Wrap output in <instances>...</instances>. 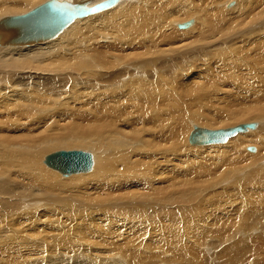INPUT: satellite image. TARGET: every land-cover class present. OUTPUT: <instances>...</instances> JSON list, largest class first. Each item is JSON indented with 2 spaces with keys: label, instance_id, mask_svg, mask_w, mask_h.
<instances>
[{
  "label": "bare ground",
  "instance_id": "obj_1",
  "mask_svg": "<svg viewBox=\"0 0 264 264\" xmlns=\"http://www.w3.org/2000/svg\"><path fill=\"white\" fill-rule=\"evenodd\" d=\"M45 1L48 0H1L0 14L21 12L31 4L33 9ZM52 1L70 6H93L103 0ZM118 1L94 13L76 17L53 38L31 44L0 42V253L14 251V254L20 255V240L24 233L16 225V217L26 215L25 209L32 211L30 208L46 206L54 192L68 194L80 185L92 186L97 195L117 193L125 195L129 200L138 196L147 201L154 198L165 201L168 199V191L172 188L175 189L174 195L179 197L184 194V190L188 193L189 189L199 186H223L230 181L239 180L243 176L241 173L245 172H251L253 178L249 185L247 182L245 184L251 196H255L256 192L248 186L255 189L264 187V121L256 122L264 118V105L257 103V99L261 100L262 96L255 95L254 101L239 103L237 108L225 103L224 113H221L211 105H203L205 109L199 105L201 97L202 102H209L214 88L212 80L204 83L188 81L190 85L186 89L184 87L185 93L181 92V95L176 96L177 94L172 92V78L168 75L159 76L154 72L158 68L165 70L166 65H171L174 61L169 58L166 65H155V62L159 61L156 55L167 51V48L164 50L165 46L177 45L180 48L183 47L184 39L187 44L199 43L205 39L208 41L212 36L217 38L222 32H235L231 34L233 37L242 34L244 30V27L240 30L242 27L237 28L238 26L249 22L250 26L242 37H239L240 40L232 39L233 43L229 46L239 45L238 48H231L239 53V48L254 44L253 48H245V58L239 60L245 66V78L248 76V80L244 77L241 79L251 85L258 73L264 75V0H237L232 8L226 7L228 9L219 7L222 4L225 6L228 0H200L203 4L197 7L191 4L192 0H185L183 9L178 5L172 6L171 0H134L135 3L129 0H121L120 3ZM208 3L213 5L208 6ZM179 10L183 12L181 16L176 17L180 13ZM195 16L196 25L191 20L189 25L179 26L184 22H181L182 20ZM200 19L202 27L198 24ZM174 24L179 31L174 29ZM170 25L173 33L168 32ZM254 27H257L255 31L252 29ZM187 28L190 30L181 31ZM195 31L197 33L193 34ZM162 41L168 42L163 44ZM172 41L175 44H172ZM220 41L222 44L225 40ZM220 41L216 42L220 44ZM209 44L206 47H209ZM224 45L225 43L222 46ZM4 46L14 47L1 48ZM215 46H211L209 51L202 48L201 56L197 55L198 61L214 62L215 58H210V54L214 57L217 53L225 55L226 59L230 60L236 55L232 56L233 53L225 50L218 51ZM252 49L257 55L252 54L253 51L251 53ZM182 64L183 62L179 66L183 67ZM200 65L202 64L194 59L193 66L197 68ZM176 67L177 70L180 69ZM102 75L100 86L93 78ZM82 82L86 84L85 87L81 85ZM58 87L70 88L68 98H82L79 90H83L85 94L99 96V100L90 105L72 102L69 105L66 104L69 101L64 98V103L53 104L55 101L49 96H61L62 94L54 91ZM237 89L232 88L231 93ZM51 103L54 106L53 109L49 107L50 114L43 115L46 110H43V107ZM63 106H68L71 110H60ZM232 110L235 111L229 115L225 114ZM203 120L210 126L229 125L244 120L255 121V125L249 127V130L253 131L246 128L241 131L243 133L237 132L220 142L226 143L224 146L204 148L197 146L207 144L189 141L193 124ZM224 120L227 122H221ZM63 140L64 142H60ZM187 140L191 145L187 144ZM56 143L76 146L75 149L68 148L72 150H89L91 164L88 170L63 173L46 164L44 160L49 153L45 152L56 146ZM251 144L257 145V152L253 146L251 147L254 150H247ZM42 160L47 168L62 174L84 175L60 181L54 173L41 165ZM228 190L233 193L236 191L234 188ZM259 195L262 201L260 206L263 208L264 192ZM105 197L103 204L111 201L108 196ZM5 199H12L13 202L7 203ZM241 202V212H234L229 219L230 222L236 223L232 228L234 233H240L241 229L246 228H263L264 219L258 220L257 217L261 214L264 217V210L254 201L246 199ZM116 210L115 212L123 216V209ZM157 210L148 209L146 206L134 207L129 214L127 212L125 217H121L120 222L126 226L127 222H131L135 229L140 228L146 221L157 220L164 209ZM252 216L257 218L256 227L252 224L247 226L245 223V220ZM251 249L250 253L257 256L258 249ZM89 251L91 256L92 253L98 254L92 250L86 251V254ZM246 251L247 249L244 252L243 248L236 251L230 248L225 250L224 255L221 251L226 258L223 264H251L245 261L248 256ZM126 253L128 254L127 251ZM141 254L143 255V252ZM148 254L157 256V253ZM106 255L107 253L104 256ZM135 255L136 253L131 254L128 259L125 258L127 263L132 261V264H136ZM101 258L94 256L93 261L89 260V263L127 264L122 263L120 257ZM14 259V264H23L22 254ZM161 259H158V262ZM262 260L264 264V258ZM257 263L260 264L259 261Z\"/></svg>",
  "mask_w": 264,
  "mask_h": 264
},
{
  "label": "rangeland",
  "instance_id": "obj_2",
  "mask_svg": "<svg viewBox=\"0 0 264 264\" xmlns=\"http://www.w3.org/2000/svg\"><path fill=\"white\" fill-rule=\"evenodd\" d=\"M120 1L121 0H119L118 3H120ZM171 1L173 2L171 4L172 6L178 5L182 7L184 5L183 2L185 0H171ZM236 1L237 0H232V1L228 0L227 1L228 3L226 2L227 4H225V6H223L222 4L219 7H221L222 9L223 8L225 9L228 6H229L228 8H232L236 4ZM129 2L135 3L134 0H129ZM191 4L197 7V6H201L203 2L200 0H195V1L192 0ZM211 4L213 5V3H208V6ZM32 5L33 4H31V6H27L26 7L27 9L21 12L1 13L0 17L7 15L23 14L28 10H30L33 7ZM179 12H180L178 13L179 15L177 14L176 17L181 16L183 10H179ZM195 18L196 16L189 17L182 20L181 22L193 20L196 25L197 21L195 22ZM201 23L202 22L200 19V22H198L200 27H202ZM248 24L250 23L248 22ZM248 24L246 22L244 24L242 23V25L238 27L236 25L235 27L237 28L242 27L240 28V30H243L244 27V30L242 31V34H244V31L246 32V30L249 28L248 26H250ZM173 26L174 29L175 28L177 29L176 31L180 30V29L178 30L175 24ZM168 27H169L168 32L173 33V30H171L172 25ZM187 29L181 31L184 32L190 30ZM252 29H254L255 31L257 27H254ZM237 30L239 29H235V31ZM196 33H197L196 31L193 32V34ZM223 33L224 32H222V35L217 36V38H215V36L209 37V35L207 34L206 36L209 37L208 41L205 39L204 42H199V43L187 44L184 42L186 41L184 39L183 47L180 48L177 47V45L175 46L168 45V47L165 46L164 50H166L167 48V51L164 53L160 52L159 53L160 55L159 54L156 55L157 58H159V61L155 62V65L158 67H160L161 63L166 65L168 62L167 59L169 58H173L174 61L172 62L171 65L169 64L166 65L165 68L166 71L162 68L160 69L158 68L157 71H154L159 76L168 75L170 78H172L171 80L173 81L172 92L174 93V95L177 94L176 96L181 95V92L185 93L183 91L184 87L186 89L189 87L188 85H190L189 84L190 82L188 83V81H192V83H194L195 81H197L198 83H204L208 80H212L214 88L210 94V100H208L209 102L205 103L203 100L204 102L203 104V102L201 101L202 100L201 97L199 98V105L201 108L203 105H211L214 109L220 111L221 113H224L223 107H225L224 106L225 103H228L229 105H234L233 108H237L238 107L237 104L239 103L250 102L252 100L254 101L255 95H261L262 97H264L263 95L264 75L258 73V75L256 76L255 80L251 85H248L244 81V79L248 80V76L245 78L246 76V72L244 71L245 66H243L239 62V60H243L245 58L244 57V55H246L245 50L247 49L246 47L249 46H246L245 47L246 49L239 48L240 49L239 53L241 55L237 53L238 50L232 51L233 48L235 49L236 46L238 48L239 45L234 44L235 46L233 45L229 46L233 43V40L234 41L240 40L239 37H242V34L231 37L235 32L233 33L231 32L229 34H225V33L223 34ZM225 35L229 36V38L226 37ZM220 40H225V41L222 42L221 44ZM230 40L232 41L229 44L228 42ZM216 41H220V44L219 42ZM167 42L168 41H162L161 43L165 44ZM210 42L212 44H209ZM207 43L209 44V47H206V45L208 46ZM224 43L225 45L222 46ZM172 44L175 43L172 41ZM38 45H40V43ZM211 46L218 47V51L225 50L230 52L231 54L233 53L232 56L235 54L236 55L232 57V59L230 60V59H226L225 55H219L216 52L217 55L215 57L210 54V58L211 57L212 59L215 58L214 62L209 61L202 63V60L198 61L197 58L199 57H197V55L201 56L202 48L205 51H209L212 48ZM220 46L223 48H221ZM13 47L14 46H4L1 48H13ZM15 47L20 48V47H30V46H15ZM253 47L254 44L249 48H253ZM170 52L171 53L174 52V53L171 54ZM251 53L252 54L255 53V55H257L253 49L251 50ZM253 56L254 55H252V57ZM194 59L195 62L197 61L202 65L195 68L193 66ZM181 62H183L182 64L183 67L179 66ZM232 63L236 64V66L235 65L232 66L233 65ZM176 66L180 67V69L177 70ZM102 77L103 75L97 76L94 77L93 80L96 84L102 86L101 85ZM243 77L244 79H241ZM181 78L185 79V81ZM82 83L81 85L85 87L86 84L84 82ZM235 87H237L238 89L236 90V92L231 93V89ZM69 90H70L69 87L68 88L58 87L54 91L62 95L59 97L58 96L52 97L50 95L49 98L53 99L55 101V103L53 104H57V105H59V103L60 104L64 103L65 100L69 101L66 104L72 102V103H79L80 105L83 104L90 105L92 102H96L99 100L98 99L99 96H95L94 94L93 95L85 94L83 90L82 91L79 90L81 92L79 93V95L82 98L80 99H77L76 97L68 98ZM262 97L261 100L258 97L259 99H257V103L264 105V98ZM53 104L51 103L43 107V110L46 109L43 115L47 116V114H50V109L54 106ZM203 107H204L203 109H205V106ZM60 110H63L64 112H68L71 109L68 106H63L62 108L60 107ZM200 111H202V109ZM234 111L235 110H232L229 113L227 112L225 114L229 115L231 112L233 113ZM263 121L264 118L261 120H257L256 122L262 123ZM195 122L197 124L196 123L193 124L190 130H193L195 127H199V126H201V128H208V129L227 128V127L236 126L240 123H246L252 121L244 120L236 123H229V125L224 124L222 126L221 125L210 126V124H206V121H204L205 123L204 122L202 123L200 121H195ZM221 122L225 123L227 122V120ZM263 126H264V122H263ZM247 130L253 131V130H249V128ZM240 133L243 132H239L238 134ZM244 133H246V131ZM60 142H64V140ZM59 143H56L57 144L56 146L52 147L50 150L46 151L45 153L50 154L58 150H66V149L72 150L75 149L74 147H76V146H69L68 144L65 143L59 145ZM187 144L191 145L190 143H188V140H187ZM224 145H226V143H211V145L207 144L197 147L205 148V147H217ZM192 146H196V145H192ZM251 146L255 147L256 148L255 151L257 152V145L251 144L248 147ZM248 147L247 150H249ZM68 148H72V149H68ZM76 150H78V148ZM79 150H83V149L80 148ZM85 151L89 152V150H85ZM249 151L247 152L254 155L256 154V152L252 153ZM44 161L42 160L41 165H43L46 169L54 173L57 179L60 181H66L73 177L84 175V174H77V175L62 174L56 170L54 171V169L52 170V168L49 169L50 167L47 168L48 166L47 167L45 166L46 164L44 163ZM250 173L251 172L241 173L243 174L242 178L236 181H230L229 183H226L223 186L220 185L215 187H211L210 185L199 186L196 187V189H192V190L189 189L190 192L188 193H185L186 190H184V194L180 195L179 197L177 195H174L175 189L172 188L168 191L169 192V195L167 197L168 199H166L165 201H159L155 198L152 200L149 199L150 201L149 200L147 201L146 199H142L138 196H136V198H133V200H129V198H126L125 195H118L117 193L111 195L110 194L106 195L105 193H98L97 195V191H94L92 186H88V185H80V187H78L73 192H69L68 194H66L67 192H63V193L54 192V194L52 193L53 196L48 201V204L46 206L43 205L38 209L30 208L32 211L25 209L24 211L26 212V215H18L16 217L17 218L16 225L24 233V236L20 240V242L22 243L21 252H20V255L22 254V262L23 264H90L89 260L93 261L94 256L98 258L102 257L101 259H108L109 257L111 258L112 256L113 257L115 256V259L120 257L122 263H127L128 261L127 259L131 257V254L136 253L135 255L136 264H140V262L141 264L142 263L147 264L148 261L149 264L151 263V261H152L151 264H164V263L165 264H223L226 261V258H224L223 256L226 249L232 248L233 251H236L238 248H243L244 252L246 249L248 251V252L246 251L248 256L246 257L247 259L245 261H249L251 262V264L254 263L256 264V262L259 261L260 264H262L263 262L262 258H264V227L260 229H251V230H249L250 228H246L240 230L241 234L239 232L234 233V229L232 228L236 223L230 222L229 220L234 212H237L238 210H239L238 212H241L240 210L241 207H239V205L242 203L241 201L243 200L247 199L254 201L256 202L257 205H259V207H261L260 205L262 204V201L260 200L259 193L264 192V187L261 189H255L254 187L248 186L250 189L256 192L255 196H251L250 193L247 191V186L245 185L246 182L249 185L250 180L253 179ZM230 188H234L236 190L235 193L229 191L228 189ZM102 194L104 195V197ZM136 195H138L137 192ZM105 196H108L111 201L115 200L117 202L114 201L115 202L114 203L113 201L112 202L107 201L105 202V204H103V201L106 199ZM5 202L12 203L13 200L5 199ZM144 206L148 207V209L157 210L159 208H163L164 210L163 212H161L160 217L157 220H154L153 222L146 221L142 224V227L140 228L136 227L135 229V227L131 224V222H127V226L124 223L120 222L121 217H125L127 215L126 214L127 212L129 214L132 211V208L133 209L134 207L142 208ZM116 208L120 209V211H122V209L124 210L122 211L123 216L117 213L119 210H116ZM262 209L264 210V207ZM115 210L117 212H115ZM260 216H262V219H260ZM117 218L118 220H116ZM257 218L258 220L264 219L262 214L259 215ZM257 218L252 216L251 218L246 219L247 220V221L245 220L246 225L248 226L252 224L253 226L256 227ZM135 225L138 224L135 223ZM262 225H264V221L262 222ZM234 234L236 235L234 236ZM88 239L89 240L91 239L90 242ZM159 241H161L160 242L161 244L159 243ZM218 241L220 242L221 245L219 244ZM217 245L219 246L216 247ZM251 247L258 249L257 256H254L252 253H250L252 252ZM88 250H92L98 254L92 253L93 256H91L90 254H88L91 253V251H89L87 252V254L90 255L88 257V255L86 254V251ZM118 251H120L121 253H119ZM126 251L128 252V254L126 253ZM142 252L143 255L141 254ZM106 253L107 255L104 256ZM144 253L145 256L147 255L146 257L144 256ZM148 253H153V254L157 253V256L159 255V257H157L156 255H154L156 257L154 256L152 257V255H149ZM216 253H217V257H216ZM121 254H123L122 255L123 257L119 256ZM20 255L18 256L17 254H14V251L12 253L7 251L1 252L0 264H14V260H15L14 258L20 257ZM100 255L102 256L99 257ZM252 255L254 257H252ZM220 256L223 257L221 258ZM216 258H218L221 261L217 260ZM158 259L161 260H159L158 262ZM95 263L96 262H94L93 264ZM127 264H132V261H129Z\"/></svg>",
  "mask_w": 264,
  "mask_h": 264
},
{
  "label": "water",
  "instance_id": "obj_3",
  "mask_svg": "<svg viewBox=\"0 0 264 264\" xmlns=\"http://www.w3.org/2000/svg\"><path fill=\"white\" fill-rule=\"evenodd\" d=\"M116 1L103 0L93 6L83 4L70 6L52 0L45 1L24 14L5 16L0 19V42L31 44L53 38L76 17L107 8ZM190 22L191 20L180 23L179 26L185 27ZM254 125V122H246L233 127L217 129L195 127L189 135V141L195 144L220 143L229 136L254 127ZM196 130L199 131L193 137L192 133ZM248 148L254 150L253 147ZM45 162L63 173H71L88 170L91 159L90 154L83 150H58L48 154Z\"/></svg>",
  "mask_w": 264,
  "mask_h": 264
},
{
  "label": "snow or ice",
  "instance_id": "obj_4",
  "mask_svg": "<svg viewBox=\"0 0 264 264\" xmlns=\"http://www.w3.org/2000/svg\"><path fill=\"white\" fill-rule=\"evenodd\" d=\"M90 11H94V10H90ZM198 131H199V130H196V131H194V132L192 133L193 137H195V136L197 135Z\"/></svg>",
  "mask_w": 264,
  "mask_h": 264
}]
</instances>
